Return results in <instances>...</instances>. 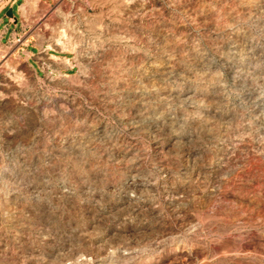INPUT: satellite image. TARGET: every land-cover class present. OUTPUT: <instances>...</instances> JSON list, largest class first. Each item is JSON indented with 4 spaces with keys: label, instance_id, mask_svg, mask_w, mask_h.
Listing matches in <instances>:
<instances>
[{
    "label": "rangeland",
    "instance_id": "obj_1",
    "mask_svg": "<svg viewBox=\"0 0 264 264\" xmlns=\"http://www.w3.org/2000/svg\"><path fill=\"white\" fill-rule=\"evenodd\" d=\"M0 51V264H264V0L31 4Z\"/></svg>",
    "mask_w": 264,
    "mask_h": 264
},
{
    "label": "crops",
    "instance_id": "obj_2",
    "mask_svg": "<svg viewBox=\"0 0 264 264\" xmlns=\"http://www.w3.org/2000/svg\"><path fill=\"white\" fill-rule=\"evenodd\" d=\"M55 0H13V2L0 11V51L16 44L17 38H23L26 34L23 27V12L33 3L39 5H51ZM11 11V17L8 11ZM15 54L24 60L37 77L47 76H71L76 72L73 57L61 55L60 51L47 47H36L28 42L16 45Z\"/></svg>",
    "mask_w": 264,
    "mask_h": 264
},
{
    "label": "built area",
    "instance_id": "obj_3",
    "mask_svg": "<svg viewBox=\"0 0 264 264\" xmlns=\"http://www.w3.org/2000/svg\"><path fill=\"white\" fill-rule=\"evenodd\" d=\"M13 0H0V11L5 8V6L11 4ZM21 38L16 39V43L21 44Z\"/></svg>",
    "mask_w": 264,
    "mask_h": 264
},
{
    "label": "water",
    "instance_id": "obj_4",
    "mask_svg": "<svg viewBox=\"0 0 264 264\" xmlns=\"http://www.w3.org/2000/svg\"><path fill=\"white\" fill-rule=\"evenodd\" d=\"M10 15H11V11L9 10V11H8V16H10ZM10 17H11V16H10Z\"/></svg>",
    "mask_w": 264,
    "mask_h": 264
}]
</instances>
